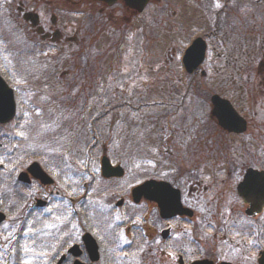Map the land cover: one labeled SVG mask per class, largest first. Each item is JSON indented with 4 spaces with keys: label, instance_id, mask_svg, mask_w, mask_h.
Segmentation results:
<instances>
[{
    "label": "rangeland",
    "instance_id": "obj_1",
    "mask_svg": "<svg viewBox=\"0 0 264 264\" xmlns=\"http://www.w3.org/2000/svg\"><path fill=\"white\" fill-rule=\"evenodd\" d=\"M18 1L3 2L14 21L0 12V73L19 93V110L32 112L23 138L33 145L68 142L82 148L95 142L90 115L101 117L96 126L102 127L103 141L118 147L128 143L132 151L124 157L126 179L137 184L155 177L187 189L193 185L199 239L217 236L209 250L222 242L225 213L235 207L239 178L224 182L225 167L218 160L236 156L244 140H224L210 118V97L229 98L240 109L247 104L252 114L261 111L254 99L261 79L264 5L255 0L220 7L211 0H163L137 19L116 7L102 20L99 7L87 4L82 7L86 17L71 8L75 15L66 24L68 35L78 41L58 47L41 41L19 18ZM197 36H207L210 47L199 72L187 78L182 55ZM224 141L233 142L230 153ZM231 216L248 227L238 211ZM202 247L206 252L208 247Z\"/></svg>",
    "mask_w": 264,
    "mask_h": 264
},
{
    "label": "flooded vegetation",
    "instance_id": "obj_2",
    "mask_svg": "<svg viewBox=\"0 0 264 264\" xmlns=\"http://www.w3.org/2000/svg\"><path fill=\"white\" fill-rule=\"evenodd\" d=\"M4 1H0V12L5 20L14 21V12L4 7ZM162 1L149 0L139 11L124 0H19L15 11L41 41L60 47L78 41V36L68 35L66 24L75 15L71 8H79L78 17H86L82 7L94 4L99 7L100 19L105 20L108 10L121 7L129 18L137 19ZM236 1L254 0H211L215 6ZM255 1L264 5V0ZM198 38L204 39L208 51V37ZM259 49L261 79L255 86L254 107L260 106L261 111L252 114L247 104L240 109L227 98L244 120V131L221 128L212 116L214 105L210 102L211 121L224 140H244L236 156L216 159L225 167L224 182L239 178L233 189L235 207L225 213L222 242L209 250L217 236L199 239L200 217L194 203L198 197L193 185L187 193L183 184L166 179L147 177L137 184L132 177L126 179L124 157H130L132 151L128 143L118 147L115 142L103 141L102 127L96 126L101 117L90 115L97 118L92 126L96 137L85 147L68 142L39 146L18 136L32 115L18 111L14 120L0 123V264H264V105H260L264 103V48ZM194 81L191 85L197 86ZM18 95L15 90L17 102ZM43 117L38 114V119ZM230 126L238 127L236 123ZM13 132L16 136L11 138ZM222 145L229 153L235 147L233 142ZM104 161L110 169L107 174ZM116 168L122 170L121 175L113 173ZM149 182L155 183L136 192ZM236 210L244 215L248 227H240L239 217L234 220L231 216ZM202 245L208 247L206 252Z\"/></svg>",
    "mask_w": 264,
    "mask_h": 264
},
{
    "label": "water",
    "instance_id": "obj_3",
    "mask_svg": "<svg viewBox=\"0 0 264 264\" xmlns=\"http://www.w3.org/2000/svg\"><path fill=\"white\" fill-rule=\"evenodd\" d=\"M127 4H130L132 7H136L139 11H142L149 0H125ZM206 56V44L202 39H197L193 42L192 46L186 51L184 57V63L188 72L193 73L199 66L204 62ZM212 103L214 105L213 116L218 119L219 125L224 129H230V131H236L241 133L245 129L244 121H241L236 110L233 108L231 103L227 100L222 99L218 95L212 97ZM16 106L13 96V91L6 85V83L0 78V123H7L15 116ZM231 123H236L238 125L237 129L232 128ZM103 171L104 174H107L106 171H110L108 163L103 162ZM122 174L120 168L114 169L113 173ZM155 182L146 183L136 190V192L146 188L147 184H153ZM163 184V183H161ZM158 183V185H161ZM166 183H164L165 185ZM166 186H170L166 184ZM170 188V187H169ZM171 189V188H170ZM208 262H199L196 264H207Z\"/></svg>",
    "mask_w": 264,
    "mask_h": 264
},
{
    "label": "snow or ice",
    "instance_id": "obj_4",
    "mask_svg": "<svg viewBox=\"0 0 264 264\" xmlns=\"http://www.w3.org/2000/svg\"><path fill=\"white\" fill-rule=\"evenodd\" d=\"M217 7H220V5H217ZM18 135H20V136H22V137H24L25 136V133L23 132V131H21V132H19V133H17ZM71 194V193H70Z\"/></svg>",
    "mask_w": 264,
    "mask_h": 264
}]
</instances>
